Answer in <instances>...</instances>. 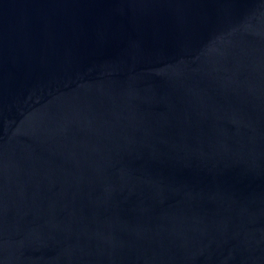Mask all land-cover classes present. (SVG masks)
Masks as SVG:
<instances>
[{
	"label": "water",
	"instance_id": "obj_1",
	"mask_svg": "<svg viewBox=\"0 0 264 264\" xmlns=\"http://www.w3.org/2000/svg\"><path fill=\"white\" fill-rule=\"evenodd\" d=\"M0 264H264V0H0Z\"/></svg>",
	"mask_w": 264,
	"mask_h": 264
}]
</instances>
